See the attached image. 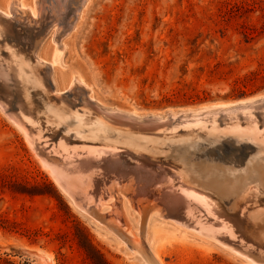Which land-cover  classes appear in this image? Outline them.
I'll return each mask as SVG.
<instances>
[{"label": "rangeland", "instance_id": "rangeland-1", "mask_svg": "<svg viewBox=\"0 0 264 264\" xmlns=\"http://www.w3.org/2000/svg\"><path fill=\"white\" fill-rule=\"evenodd\" d=\"M42 1L17 0L15 5L16 0H0V14L41 64L52 101L64 99L76 111L99 116L107 110L137 115L124 119L122 126L114 124L132 131L161 130L148 128L153 114L167 119L169 113H179V132L190 120H202L204 127L215 121L218 134L194 127L196 136L183 135L178 145L166 143L164 167L172 172L182 167L191 185L214 197L230 216L247 187H258L264 195V153L257 144L223 131V119L235 118V113L184 117L186 110L264 96V0H57L59 7L49 0L40 15L34 4ZM173 122L164 127L174 130ZM48 136L43 141L54 146L48 151L41 144L32 146L0 111V264H264V203L247 211L255 217L242 226L245 242L221 246L216 236L175 224L156 208L142 220L124 190L127 181H134L135 163H147L135 156H127L122 169L102 159L87 171L67 164L75 182L84 171L92 176L81 181L87 189L73 185L72 198L57 184L65 159L55 152L57 138ZM43 158L60 163L48 165ZM107 186L111 198L99 200L97 191L105 193ZM116 195L119 202H114ZM148 202L151 208L158 201L149 197ZM117 203L125 223L108 214L117 211ZM196 204L199 218L191 221L213 219ZM244 204L236 201L235 211ZM97 214L105 222L97 221Z\"/></svg>", "mask_w": 264, "mask_h": 264}, {"label": "bare ground", "instance_id": "bare-ground-1", "mask_svg": "<svg viewBox=\"0 0 264 264\" xmlns=\"http://www.w3.org/2000/svg\"><path fill=\"white\" fill-rule=\"evenodd\" d=\"M48 2L49 0H43L42 2H40V5L34 4L35 9L39 10L38 13L40 15L48 10L46 7L49 5ZM56 2L55 5H58L59 7L61 3L57 0ZM16 3L17 0L15 2V5ZM10 6L9 8H11ZM31 11L34 15L36 14L34 10ZM30 34L32 33H30L29 31L28 36H30ZM26 38L27 37H25L24 39ZM40 65L41 64H39L37 60L33 58V55H31L30 51H28L27 45L22 42V36L20 35V32L14 29L13 24L9 19L4 18V16L0 14V111L14 126H16L25 135L27 141L34 147H38L41 144L44 145L42 146L43 149L47 150V148H49L50 146L52 147L53 145L49 144L48 146L47 143L49 142L46 143V141H43V139L45 138L44 136L49 135L52 139L57 138L56 141H58V144L60 145L55 150V152L61 154V158L65 159L62 160V169L58 170L56 176L58 182L57 184L63 188L62 190L71 195V197L73 198L74 196L72 194V190L75 188L74 186L78 185L77 187H79V189H77L81 190V184L83 185V183H85L83 182V180H87V178L92 177L87 175V173L85 172L90 168L92 169V167H96L99 160H105L107 162L106 164H110L111 166H115L118 169H122L123 167L125 168L124 164L127 162V158L130 156H135L137 158L143 159L147 163H135L133 161L136 164L135 169L132 167L134 170L133 179L135 182L133 180L127 181V184L124 185V190H127L126 192L129 193L127 195L130 197V203L132 207L137 210L139 216L142 217L143 221H146V216L149 214V211L151 212L156 208V211L160 216H164L166 219H169L175 224L184 225L188 228H196V230L201 229V231L205 232L206 234L216 236L217 242L221 244V246L225 245L224 242L226 244H236L238 242L244 241L241 232L242 226L247 225L248 222L252 221V219L255 217H249L250 211L249 213H247L248 209L264 203V195L260 194L258 187L256 188L254 186H249L243 191V193L239 194L240 199H236V201H241L242 204L243 202H246V204H244L238 210V212H236L234 209L236 206L235 201L234 207L231 210L234 215L230 216L229 214H223L221 212L222 208L220 209V206L213 199L214 197L212 198V196H208L202 190L197 188L195 189L191 185L193 181H191L190 175L187 174L186 171L182 169V167H177V171L172 172L171 170H169L171 168H165V165L162 162L164 159L162 157H165V155L163 154L164 151H166L165 146L168 147L166 143L173 142V144L177 143L178 145L179 142H181L182 140L184 141V139H182L183 135L189 136L193 134L194 136H196L195 131H193L194 127L201 130L203 133H207L211 129L214 133L216 132L218 134L217 131H220V125L217 124V122H211L209 123L210 125L208 124L204 127V122H201L203 124L199 125V122L202 120H190L187 123H190L191 125H186L184 132H179L176 125H182L183 122L179 121V119L177 120V115L179 113L171 112L169 113V118L167 119L163 118V116L161 115L153 114L149 116L147 126L148 128L153 127L155 129H161L157 132H155L154 130V132H147V129L146 132L138 131L139 129L137 131L127 130L121 127L122 123H124V119H135L136 117H138L137 115L135 118H133L131 113H126V115H124L123 112L107 110L106 114L103 113L104 115H102V117L97 115V113L94 114L93 112L91 113L89 111H86L87 109L76 111V109H74L71 104L67 102L65 103L64 99H57L55 101H52L49 97V92L47 93L48 89L46 90L44 86L45 84L43 78L40 76V73L42 72V67ZM79 83H82V81L79 80ZM32 89H35V93L31 92ZM260 96H256L257 98H255L254 96V99L241 101L238 104L224 105V103H220L221 105L213 104L214 106L212 105V107L207 106L206 108L202 107L201 109L199 108L186 110L184 111V113L186 114V116L184 117L235 113L234 115H236L237 117H228L226 119H223L226 122L222 123V125L225 127L223 128V131L227 130L224 133H228L229 135V133L231 132L234 133V135L238 136L239 139L243 138L255 145L257 144L259 149L264 153V110L260 111V109L264 108V96ZM206 109L211 110L206 112ZM256 110L259 111L256 113L253 112ZM242 113V117H240V115H237ZM139 116L141 117V115ZM168 119H170V122H168ZM172 120L174 121L173 125H175L176 128L174 130L165 128L164 126L166 124L169 125V123L171 124ZM240 120H245L244 122H246L243 128L241 127L242 124ZM209 121L212 120L210 119ZM142 123L145 124L146 122ZM114 124H119L121 126H117ZM192 124H197L199 126H194ZM228 124H230L229 127H227ZM126 126L129 125L127 124ZM142 126L144 127V125ZM134 127L135 126H133V129H136V127ZM137 127L140 128L141 126L139 127L137 125ZM208 127L210 128L208 129ZM236 136L235 140L237 141ZM173 144L171 143V145ZM67 160H70L72 163L68 162ZM45 162L48 165L52 163H60L57 159L53 158L49 160L44 159V163ZM67 164H73L74 169H76L75 167L79 166L80 168H78L81 171H86H84V174H80L81 178L77 179L75 182L73 181V177L70 176L72 175L71 171L73 172L74 169L67 170ZM155 164L158 168L150 166ZM126 165L128 164L126 163ZM106 168H108L109 170V167ZM77 170L78 169H76V171ZM74 173L75 172H73V174ZM93 173V175L95 176V172ZM76 175H78L77 172ZM77 177L78 176H76V178ZM159 180H163L164 183L159 184ZM81 181L83 183H81ZM96 181L98 183V180ZM93 183L95 184V181H93ZM91 184L89 186L92 187L93 185ZM132 185L134 187H132ZM84 186L85 185H83L82 187ZM86 186L85 188L87 189ZM104 189L105 193L97 191V194H99V200H107L108 197L111 198L112 196V192L108 190V186L104 187ZM115 192H113L114 195ZM119 194L123 195L121 193ZM141 196L143 197L140 198ZM149 197L153 198L155 201H158L151 208H149L150 206L148 205ZM114 199V202H119L117 201L119 200V195H116ZM104 202H102V205ZM97 203L99 206L100 202L98 201ZM196 203H198L201 208L203 207L205 209V212H208V215H211L213 219L205 221V219L202 218V221H191V217L197 216L195 214L196 211H194L197 205ZM93 206L98 207L96 204ZM116 207L117 211L113 210L108 214L117 215L121 223H125V218L124 221L123 219H121L123 217L120 213V209L118 208L119 204L118 206H115V208ZM262 209H264L263 205ZM89 210L92 209H88L87 211L89 212ZM261 214H264V210L263 212H261ZM245 217L247 218V220L245 219ZM197 218H199V216H197ZM97 219V221L102 222H105L106 220L105 216L99 214H97ZM244 219L246 220L245 223ZM257 220L260 221L259 219ZM133 239H135L134 242L138 246V238L133 237ZM151 262L152 261H150V263ZM155 264L157 263L155 262Z\"/></svg>", "mask_w": 264, "mask_h": 264}]
</instances>
